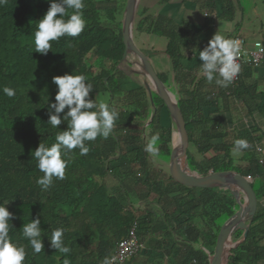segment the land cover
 I'll return each mask as SVG.
<instances>
[{"label":"trees","instance_id":"obj_1","mask_svg":"<svg viewBox=\"0 0 264 264\" xmlns=\"http://www.w3.org/2000/svg\"><path fill=\"white\" fill-rule=\"evenodd\" d=\"M84 3L85 30L78 37L53 42L52 51L46 55L34 52L33 39L38 20L50 7L48 0H6L0 5V205L9 201L6 207L14 214L10 236L26 247L25 264H63L64 259L70 264H102L105 257L114 255L118 243L128 236L135 223L141 240L146 223L140 221L136 208L121 196L129 198L132 194L143 200V192L151 193L146 187L153 183L157 204L166 218L172 217L177 223L186 218L175 230L177 235L190 243L201 242L212 255L223 222L239 208L237 202L227 190L201 189V195L197 196L196 189L181 184L180 193L171 197L162 188L160 175L153 174L155 171L135 170L145 167L150 155L144 150L147 143L131 136L132 127L136 122L144 124L145 113L149 111L143 87L126 92L119 82L126 76L120 68L125 51L122 21L127 0H84ZM226 14L233 19L231 0H226ZM151 27L153 34L168 38L165 51L175 66L187 42V31L163 16ZM136 29L142 32L143 23L139 22ZM92 56L97 65L109 63L111 68L93 73ZM71 72L85 75L87 82L94 85L91 98L99 94L100 98H108L111 107L116 108L118 103L125 106L116 108L119 119L110 137L86 142L89 153L70 160L66 178L62 181L54 178L52 187L42 191L36 180L43 173L36 167L33 152L40 143L50 146L55 142V133L67 127L62 123L60 129L51 130L47 121L49 105L55 102L57 92L52 78ZM5 85L16 89L15 97L3 95ZM231 86L235 97L250 112L256 109L264 115V93L254 94L255 89L246 87L241 78ZM154 102L155 108L165 105L159 97ZM189 104L179 102V107L186 121L189 143L195 144L201 155L196 159L188 151L191 170L202 176L210 171H236L255 178L257 182L251 186L260 201L264 197V162H259L250 148L249 168L236 166L228 146L213 144L223 135L208 128L211 121L198 119V109ZM198 127L203 128L199 137L195 135ZM156 130L160 134L158 162L169 163L172 131L160 126ZM209 152L212 156H208ZM108 177L118 181L120 195L110 189ZM37 217L41 219L44 248L40 254H33L27 240L21 237L23 224ZM197 219L206 221L207 230L194 225ZM59 227L65 229L64 241L70 248L66 255L53 249L48 240L53 229ZM228 254V264H264V208L257 211L246 241ZM135 258L125 264H133Z\"/></svg>","mask_w":264,"mask_h":264},{"label":"crops","instance_id":"obj_2","mask_svg":"<svg viewBox=\"0 0 264 264\" xmlns=\"http://www.w3.org/2000/svg\"><path fill=\"white\" fill-rule=\"evenodd\" d=\"M231 2L234 11L233 19H228V14H226V0H139L134 19L133 39L140 52L148 58L165 90L178 101L177 104L189 101L191 107L193 105V108L198 109V119L211 121L208 128L223 135L222 138L215 139L213 144L228 146L235 165L247 169L250 166L247 158L250 148H253L259 162H264V115L256 109L250 112L247 106L235 97L232 89L234 87L231 85L225 88L214 82L209 84L200 72L198 58L199 51L207 46L208 41L217 31L231 39L244 37L248 41L250 50H253L255 42L263 44L264 28L262 27L261 32L257 29H248L246 27L248 17L241 0H231ZM160 16L172 20L187 31V42L180 50L181 59L175 65L177 68H174L172 60L165 51L169 43L168 38L155 35L150 30L152 24ZM139 22L143 23L142 32L136 29ZM129 60L132 65L136 61L131 55ZM122 65L120 69L123 72L125 70L122 69ZM132 69L135 70L136 67ZM130 72L134 73L131 70ZM125 75L120 79V86L124 91L129 92L141 87L145 89L142 77L136 75L138 78L133 81L127 74ZM241 81L246 87L254 88V94L264 93V60L257 67L250 63L247 64L242 70ZM126 82H133L135 86L127 88L124 86ZM145 93L144 103L149 111L145 113L146 122H143L144 124L136 122L132 127L131 136L142 140L145 144L152 134L158 132L154 131L156 127L168 129L172 131L170 147L173 152L179 146L177 126L171 119L166 106L155 108V102H152L146 89ZM156 97L158 96L154 94L153 101ZM154 117H157L155 124H153ZM202 130V127H198L195 135L201 136ZM240 138L246 139L249 147L233 156L234 141ZM191 146H193V151L190 150ZM188 151L192 157L201 158L195 144L189 143ZM209 153L208 156L212 154V152ZM150 159L151 156L145 167H136L135 170L140 171L144 168L148 173L156 170L160 175L158 180L161 181L162 188L166 189L171 197L178 195L182 190L180 184L172 181L162 163H156ZM251 182L254 184L257 179L251 177ZM107 183L114 193L117 192L120 195L117 188L120 184L115 178L108 177ZM154 187L153 183L146 187L152 191L151 193L143 192V200L132 194L129 198L121 196L126 203L136 208L140 221L146 223L141 236L143 249L136 256L133 264H206V261L210 264L213 256L210 254L211 250L206 249L201 242L190 243L177 235L175 230L180 223H185L186 218H180L179 223L175 222L172 217L166 218L157 204L158 197L154 193ZM200 191L201 189H196L197 196L201 195ZM263 208L264 197L258 201V210ZM205 223L206 221L197 219L194 225L198 229L207 230Z\"/></svg>","mask_w":264,"mask_h":264},{"label":"clouds","instance_id":"obj_3","mask_svg":"<svg viewBox=\"0 0 264 264\" xmlns=\"http://www.w3.org/2000/svg\"><path fill=\"white\" fill-rule=\"evenodd\" d=\"M50 7L38 20L34 32V48L36 53L46 55L52 51L53 42H59L64 37H78L85 30L87 21L83 15L84 0H48ZM6 0H0V5ZM240 54V42L216 32L208 41L206 47L199 51L200 72L209 84L213 82L221 87H228L240 72L237 57ZM57 86L55 102L49 105L47 125L51 130L60 129L66 123L64 130L55 133V142L51 145L40 143L33 152L36 167L43 173L36 180L42 191H48L56 180L66 178V169L70 160L79 155L86 156L90 148L86 142H94L98 137L108 139L113 133L119 112L111 107L107 97L95 99L90 97L94 85L87 82L85 75L66 73L52 78ZM3 95L8 98L16 96V89L7 85L2 88ZM178 102V101H174ZM160 134L151 135L145 151L153 158L160 155ZM249 143L240 138L234 141V154L247 149ZM79 150L78 153L76 150ZM0 205V264H25L26 247L18 241L14 242L10 231L14 228L11 221L14 214L6 205ZM42 224L39 217L30 219L23 224L22 239L27 240L33 254H40L44 244L42 240ZM65 229L55 228L51 232L50 246L62 254H68L70 248L64 241ZM116 257H105L102 264H115ZM63 264H70L64 259Z\"/></svg>","mask_w":264,"mask_h":264},{"label":"water","instance_id":"obj_4","mask_svg":"<svg viewBox=\"0 0 264 264\" xmlns=\"http://www.w3.org/2000/svg\"><path fill=\"white\" fill-rule=\"evenodd\" d=\"M139 0H127L123 16V39L125 44L123 63L136 67L135 75L143 78L144 87L152 102L153 95H157L168 109L171 119L177 126L178 148L172 152L170 158V177L184 187L193 189L220 188L229 191L238 205L237 212L229 218L220 228L215 251L212 254L210 264H228L230 250L239 247L246 241L251 224L258 210V199L251 179L236 171L213 172L202 176L191 170L188 163L189 135L186 121L182 111L171 94L165 90L162 82L156 75L148 58L140 52L133 39L134 19ZM135 57L132 65L129 56ZM131 67V68H132ZM154 82V83H153ZM155 84V85H154ZM243 231L242 237L234 241L233 235L238 230Z\"/></svg>","mask_w":264,"mask_h":264},{"label":"built area","instance_id":"obj_5","mask_svg":"<svg viewBox=\"0 0 264 264\" xmlns=\"http://www.w3.org/2000/svg\"><path fill=\"white\" fill-rule=\"evenodd\" d=\"M234 40L240 42V54L237 57V63L240 66V72L237 74L232 84L239 82L243 68L250 63L253 66H259L264 60V45L261 42H255L253 50L248 49V41L244 37H235ZM251 179V177H248ZM143 249V244L138 237L137 223L130 229L128 236L118 243L113 256L116 257L115 264H125L138 255Z\"/></svg>","mask_w":264,"mask_h":264},{"label":"rangeland","instance_id":"obj_6","mask_svg":"<svg viewBox=\"0 0 264 264\" xmlns=\"http://www.w3.org/2000/svg\"><path fill=\"white\" fill-rule=\"evenodd\" d=\"M241 3L244 7V11L247 15V19H248V24L246 25V27H248V29H252V30H255L257 29L258 32H261L262 30V27L264 28V1L263 0H241ZM264 34V33H263ZM258 38V37H257ZM90 63L92 64V72L93 73H96L97 71H99L100 69L102 68H105V69H110L111 68V65L109 63H102V64H96L95 63V57H91L90 58ZM122 69H124L125 71H123V73L127 72L128 70L122 65ZM118 71V69H117ZM131 73V72H129ZM120 82V81H119ZM135 86L133 84V82H126V84L124 86H126L128 88V86ZM124 104H119L116 106L117 109H120L121 106H123ZM125 106V105H124ZM190 150L193 151V146L190 147ZM233 156H235V154H233ZM151 161H154L156 163H159L158 162V157L157 158H153L151 157L150 159ZM162 163V165L164 166L165 168V172L169 173L170 171V164L165 161V162H160ZM155 171V174H158L156 170ZM225 222H223L224 224ZM242 230L238 229L235 233H234V240L235 238L238 240L239 237L241 235H243V232H241ZM242 237V236H241Z\"/></svg>","mask_w":264,"mask_h":264},{"label":"flooded vegetation","instance_id":"obj_7","mask_svg":"<svg viewBox=\"0 0 264 264\" xmlns=\"http://www.w3.org/2000/svg\"><path fill=\"white\" fill-rule=\"evenodd\" d=\"M123 65L128 70L127 72H125V74H127V76L131 78V80L135 81L138 78V76H136L134 73L133 74L129 73L130 70L133 72V69L130 66H128L126 63H123Z\"/></svg>","mask_w":264,"mask_h":264}]
</instances>
